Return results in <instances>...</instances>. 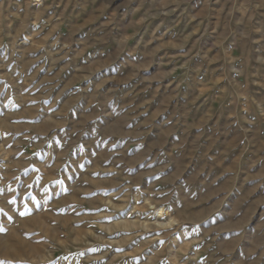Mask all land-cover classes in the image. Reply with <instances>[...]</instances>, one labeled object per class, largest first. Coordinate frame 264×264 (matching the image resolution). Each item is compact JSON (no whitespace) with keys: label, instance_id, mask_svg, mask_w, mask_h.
<instances>
[{"label":"rangeland","instance_id":"obj_1","mask_svg":"<svg viewBox=\"0 0 264 264\" xmlns=\"http://www.w3.org/2000/svg\"><path fill=\"white\" fill-rule=\"evenodd\" d=\"M0 264H264V0H0Z\"/></svg>","mask_w":264,"mask_h":264},{"label":"bare ground","instance_id":"obj_2","mask_svg":"<svg viewBox=\"0 0 264 264\" xmlns=\"http://www.w3.org/2000/svg\"><path fill=\"white\" fill-rule=\"evenodd\" d=\"M56 77V76H55ZM198 127V126H197ZM249 185V184H248ZM163 214V208L158 211V215L161 216ZM172 222V221H171Z\"/></svg>","mask_w":264,"mask_h":264}]
</instances>
